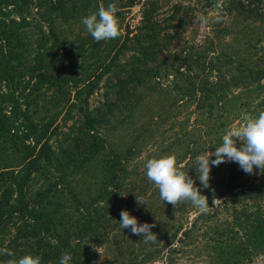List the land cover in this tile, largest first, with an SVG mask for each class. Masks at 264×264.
Returning <instances> with one entry per match:
<instances>
[{"label":"trees","instance_id":"1","mask_svg":"<svg viewBox=\"0 0 264 264\" xmlns=\"http://www.w3.org/2000/svg\"><path fill=\"white\" fill-rule=\"evenodd\" d=\"M141 2L134 33L125 19ZM110 3L121 35L96 42L81 19ZM224 3L232 23L215 37L232 39L188 45L180 44L181 5L163 27L155 0H0V248L14 254L0 264L29 254L58 264L65 252L69 264H98L95 247L115 229L121 195L133 185L128 163L152 137L139 141V131L162 79L173 76L176 104L190 100L210 117L243 94L247 115L264 112V0ZM103 80L104 99L91 107ZM189 150L176 155L177 166L194 156ZM236 180L228 177L219 194L231 220L212 233L222 264L264 251V177L246 187Z\"/></svg>","mask_w":264,"mask_h":264},{"label":"rangeland","instance_id":"2","mask_svg":"<svg viewBox=\"0 0 264 264\" xmlns=\"http://www.w3.org/2000/svg\"><path fill=\"white\" fill-rule=\"evenodd\" d=\"M155 1L158 3L155 16L163 27L174 5H181L183 8L181 15L185 17L186 23L179 36L180 44L184 42L188 45L193 43L206 45L210 38L225 39L229 42L233 37V34L215 37L218 29L222 30L224 25L232 23L227 13L224 15L225 0H220L217 5L212 6H207V0ZM142 2L131 8L126 15L125 21L132 29L134 28V33L142 23L144 9ZM201 16L205 17L206 23L199 19ZM238 34L241 35V32ZM172 78L173 76H170L161 80L163 88L157 89L149 102L148 115L153 116L150 119L145 118L143 123L140 121V124H144L145 127L142 132L139 131V141L144 140V135L152 137L144 140L145 144L142 145L140 153L128 163L130 175L127 181L133 185H129L128 191L125 190L121 195L115 229L110 230L107 242L95 247V261L98 264H131L135 261L140 264H222L219 250L214 249L212 233L216 228L226 226L228 220H231V215L227 210L228 205L224 203L225 197L222 198L219 194L227 188L228 177L237 178L236 187L260 183L264 177V173L259 169H254L252 174H247L237 162L225 161L218 166H212L210 187L205 188L200 184L194 167L196 157L202 153L210 155V152H215V147L220 146L221 138L228 130L244 125L243 117L247 114L245 107L241 109V99L246 101L247 98L243 94L242 98L235 99L227 105L226 111L219 109L221 117L217 115L216 109L210 117L203 110H198L196 104L190 100L177 104L174 102L173 95L176 91L173 92L169 87ZM101 85V88L91 97V107L98 105L104 99L106 90L104 80ZM240 90V88L235 89L236 93ZM51 109L55 108L51 107ZM66 109L64 108L61 112L59 123H62ZM71 123L72 120L68 122V125ZM64 129L67 130L66 127ZM115 135L117 140L123 139L124 136L123 132L119 131H116ZM237 146H240L239 141ZM188 149L192 154L194 153V156L189 155L190 161L182 162L177 168L194 179L195 186L200 188L201 194L208 197L210 207L206 212L194 207L190 201H184L181 208L178 205L174 208L172 204L163 202L160 199L158 187L149 181L146 175L145 164L148 160L174 154L176 157ZM42 182H45L44 178L36 181L34 188L39 187ZM136 196L143 198L145 205H139ZM214 199L218 200L216 205L213 203ZM246 202L249 203V201ZM122 210L129 211L140 224L154 225L151 231L157 238L144 242L141 236L132 234L130 229L123 230L119 225ZM201 213L205 215L202 216ZM241 264H264V251L252 255L250 259L244 258Z\"/></svg>","mask_w":264,"mask_h":264},{"label":"clouds","instance_id":"3","mask_svg":"<svg viewBox=\"0 0 264 264\" xmlns=\"http://www.w3.org/2000/svg\"><path fill=\"white\" fill-rule=\"evenodd\" d=\"M117 12V5L110 3L106 8L100 7L97 12L83 17L81 23L96 42L116 39L121 35ZM199 19L207 22L203 16ZM243 119L245 123L242 127L230 129L222 136V143L215 147V152H210V155L202 153L196 157L194 167L197 179L205 188L210 187L212 166H218L225 161L237 162L247 174H252L256 168L264 173V112H261L257 118L245 115ZM145 168L148 180L158 187L163 202L166 201L175 208L178 203L190 201L201 211L206 212L209 209L208 197L201 194L200 188L195 186L194 179L178 170L174 155L150 159L146 162ZM136 199L139 205H145L143 198L136 196ZM217 201V199L213 200L214 205ZM120 215L119 225L123 230L130 229L132 234L141 236L144 242L157 238L151 231L154 225L140 224L127 210H122ZM13 255L9 249L0 248V256ZM70 261L71 255L65 252L61 254L58 264H69ZM7 264H41V257L29 254L19 259H9Z\"/></svg>","mask_w":264,"mask_h":264}]
</instances>
